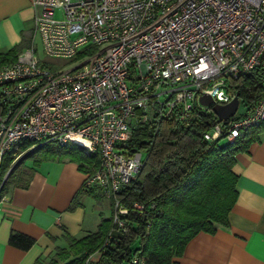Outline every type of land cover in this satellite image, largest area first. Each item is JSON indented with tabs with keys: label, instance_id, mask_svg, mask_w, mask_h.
Returning <instances> with one entry per match:
<instances>
[{
	"label": "built area",
	"instance_id": "obj_1",
	"mask_svg": "<svg viewBox=\"0 0 264 264\" xmlns=\"http://www.w3.org/2000/svg\"><path fill=\"white\" fill-rule=\"evenodd\" d=\"M33 36L15 60L0 66V164L22 141H69L98 153L84 184L112 204V225L83 264H114L104 252L126 229L129 207L119 192L140 171L144 151H129L139 122L214 117L205 138L233 140L264 122V0H32ZM62 12L61 17L56 12ZM47 57L70 60L47 63ZM83 54L79 56V53ZM53 66V67H52ZM253 75L258 99L238 112L233 79ZM207 94L211 105L200 98ZM239 96L220 120L214 104ZM133 209L146 210L141 202ZM134 255L128 264H143Z\"/></svg>",
	"mask_w": 264,
	"mask_h": 264
},
{
	"label": "trees",
	"instance_id": "obj_2",
	"mask_svg": "<svg viewBox=\"0 0 264 264\" xmlns=\"http://www.w3.org/2000/svg\"><path fill=\"white\" fill-rule=\"evenodd\" d=\"M30 42L27 39L1 51L0 66L15 60ZM82 54L83 51L79 56ZM232 86L246 106H251L261 92V84L253 75L233 79ZM4 111L5 104L0 101V114ZM213 117V113L203 109L190 120L152 118L139 122L134 128L129 151L142 149L144 164L119 192L121 200L129 207L126 229L114 231L116 239L103 253L104 258L114 264H125L137 254L143 256V264H179L177 257L199 231L215 232L217 224H229V211L238 196V174L233 169L236 154L246 150L253 140L260 139L264 122L242 130L233 140H223L222 136L209 140L204 134ZM54 160L75 161L81 171L90 173L98 167L100 157L98 153H87L82 145L73 141L65 144L52 140L37 144L22 141L1 160L0 199L12 186H28L39 165ZM84 195L97 200L104 198L99 186L83 184L69 209L81 204ZM136 201L145 205L144 212L133 209ZM111 228L114 230L111 216L101 215L95 231L82 237L65 232L67 245H57L48 263L83 264L85 257L101 246ZM9 242L28 249L35 238L13 230ZM37 263L43 264V259L38 257Z\"/></svg>",
	"mask_w": 264,
	"mask_h": 264
},
{
	"label": "crops",
	"instance_id": "obj_3",
	"mask_svg": "<svg viewBox=\"0 0 264 264\" xmlns=\"http://www.w3.org/2000/svg\"><path fill=\"white\" fill-rule=\"evenodd\" d=\"M35 11L32 0H0V52L31 40ZM233 169L238 196L229 224L199 231L177 257L179 264H264V131L237 152ZM85 177L75 161H44L28 186L9 189L0 199V264H39L38 257L49 264L55 247L67 245L65 232L82 237L97 229L104 214L95 204L88 211L91 196L69 209ZM13 230L33 236L34 244L28 249L11 244Z\"/></svg>",
	"mask_w": 264,
	"mask_h": 264
},
{
	"label": "rangeland",
	"instance_id": "obj_4",
	"mask_svg": "<svg viewBox=\"0 0 264 264\" xmlns=\"http://www.w3.org/2000/svg\"><path fill=\"white\" fill-rule=\"evenodd\" d=\"M56 16L57 17H61L62 16V12L60 10H58L56 12ZM38 52L40 55H42L43 57L45 56V54L43 53V50H42V47L40 45V42L38 43ZM46 60H48V62L52 63V64H61V65H67L68 63H70V60L69 59H66V58H59V57H47L45 56ZM246 108V105H244L243 101H241L240 105H239V109H238V112H242L244 111ZM223 140H226L225 138H223ZM20 156V154L18 155ZM17 156V157H18ZM144 157H145V154H144ZM31 161V160H29ZM94 200L90 203H87V208H88V211L91 212V207L92 205H96L100 208V210H103V216L105 217H110L112 212H111V209H112V204L110 202V200L108 198H103L101 200H97L95 198H93ZM92 215V214H91ZM89 216L90 218V221L92 219V216Z\"/></svg>",
	"mask_w": 264,
	"mask_h": 264
},
{
	"label": "water",
	"instance_id": "obj_5",
	"mask_svg": "<svg viewBox=\"0 0 264 264\" xmlns=\"http://www.w3.org/2000/svg\"><path fill=\"white\" fill-rule=\"evenodd\" d=\"M200 100L204 104L211 105L213 99L210 97V95L204 94L201 96ZM238 103H239V96L237 95L234 97V99L231 102L227 104H214L211 107L213 111L218 115L220 120H227L237 110ZM23 156L24 155L19 157L17 161L20 160ZM16 162L14 163L13 166H15ZM13 166L9 169V171L12 170ZM9 171L7 172V174L9 173Z\"/></svg>",
	"mask_w": 264,
	"mask_h": 264
}]
</instances>
